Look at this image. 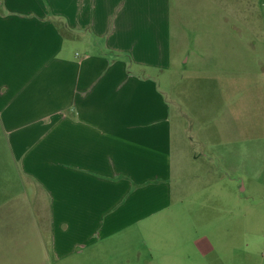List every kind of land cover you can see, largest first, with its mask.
<instances>
[{
  "label": "crops",
  "instance_id": "1",
  "mask_svg": "<svg viewBox=\"0 0 264 264\" xmlns=\"http://www.w3.org/2000/svg\"><path fill=\"white\" fill-rule=\"evenodd\" d=\"M196 19L222 60L264 47V0H0V264L174 262L171 107L143 71Z\"/></svg>",
  "mask_w": 264,
  "mask_h": 264
},
{
  "label": "rangeland",
  "instance_id": "2",
  "mask_svg": "<svg viewBox=\"0 0 264 264\" xmlns=\"http://www.w3.org/2000/svg\"><path fill=\"white\" fill-rule=\"evenodd\" d=\"M204 34L172 36L165 68L143 71L171 107L174 190L186 203L163 239L173 242L172 264H264V47H229L222 60L226 48ZM67 48L69 57L104 51Z\"/></svg>",
  "mask_w": 264,
  "mask_h": 264
}]
</instances>
